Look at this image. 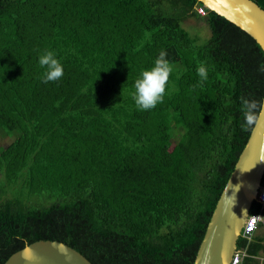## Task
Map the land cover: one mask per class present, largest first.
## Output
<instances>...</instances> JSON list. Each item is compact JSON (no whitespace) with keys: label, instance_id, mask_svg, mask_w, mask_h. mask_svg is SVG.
Returning <instances> with one entry per match:
<instances>
[{"label":"trees","instance_id":"16d2710c","mask_svg":"<svg viewBox=\"0 0 264 264\" xmlns=\"http://www.w3.org/2000/svg\"><path fill=\"white\" fill-rule=\"evenodd\" d=\"M162 50L168 94L140 111L134 83ZM46 51L64 67L56 82L42 80ZM262 64L248 33L197 0H0V264L38 239L92 264H193L252 129L241 97L262 101ZM245 252L239 264H264L263 225Z\"/></svg>","mask_w":264,"mask_h":264},{"label":"water","instance_id":"95a60500","mask_svg":"<svg viewBox=\"0 0 264 264\" xmlns=\"http://www.w3.org/2000/svg\"><path fill=\"white\" fill-rule=\"evenodd\" d=\"M248 33L264 53V9L253 0H197ZM262 100H264V95ZM264 174V122L253 126L211 213L193 264H231ZM2 264H92L71 246L38 239Z\"/></svg>","mask_w":264,"mask_h":264},{"label":"clouds","instance_id":"9594fccd","mask_svg":"<svg viewBox=\"0 0 264 264\" xmlns=\"http://www.w3.org/2000/svg\"><path fill=\"white\" fill-rule=\"evenodd\" d=\"M150 35L146 33V38L150 39ZM39 65L45 69L42 75L44 83L56 82L64 76V67L52 51H46L39 57ZM173 71L174 66L167 59V52L162 50L154 66L142 71L140 78L134 83L133 100L138 110L149 111L164 102ZM260 71L264 72V64L261 65ZM197 75L200 77L201 84L208 79V70L204 63L199 64ZM241 106L245 121L242 130L248 131L253 126L264 122V100H249L241 97Z\"/></svg>","mask_w":264,"mask_h":264},{"label":"built area","instance_id":"2783aa9c","mask_svg":"<svg viewBox=\"0 0 264 264\" xmlns=\"http://www.w3.org/2000/svg\"><path fill=\"white\" fill-rule=\"evenodd\" d=\"M198 11L200 13H204V10L202 7L198 8ZM256 200L260 203H264V186H260L257 195H256ZM258 225H263L264 226V215L261 212L255 213V214H249L242 226L241 229V235L240 237L245 239V244L243 248L235 249L232 258H231V264H239L242 261V258L246 256L245 248L247 246V243L250 239V236L252 233L255 232L257 229ZM260 257V256H258ZM263 258H260V263L262 264Z\"/></svg>","mask_w":264,"mask_h":264},{"label":"rangeland","instance_id":"374dc122","mask_svg":"<svg viewBox=\"0 0 264 264\" xmlns=\"http://www.w3.org/2000/svg\"><path fill=\"white\" fill-rule=\"evenodd\" d=\"M183 26H184V28L189 29L190 33H192V34L195 33V31H197L202 37L199 42H203V41L207 40L209 37L210 31H209L207 25L205 24L204 19H202V18H196L195 19L194 17H190L185 21V25H183ZM205 30H206V32L208 31V36H206ZM177 130H178V128H176L175 132H177ZM176 136H178V134ZM3 141H5L7 144L9 142V139L4 140V139L0 138V144Z\"/></svg>","mask_w":264,"mask_h":264}]
</instances>
